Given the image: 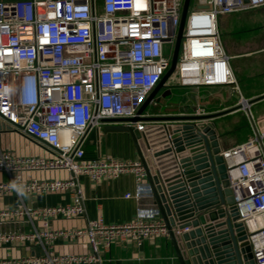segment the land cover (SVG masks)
<instances>
[{"label": "built area", "instance_id": "1", "mask_svg": "<svg viewBox=\"0 0 264 264\" xmlns=\"http://www.w3.org/2000/svg\"><path fill=\"white\" fill-rule=\"evenodd\" d=\"M183 4L184 0H0V122L46 151L23 156L0 148V227L14 228L0 231V264H96L102 251L115 243L139 248L169 238L161 220L142 216L124 224H106L98 217L69 230H49L48 224L84 214L78 177L96 183L129 174L134 191L125 198L150 199L146 173L137 160L87 159L85 143L94 129L112 124L105 120L159 116L138 111L170 67ZM259 8H264V0H194L175 71L165 83L195 90L231 87L239 95L236 108L245 113L252 137L224 148L220 155L254 264H264V129L254 120L250 102L240 95L218 17ZM157 106L154 98L148 107ZM206 114L198 104L189 115ZM122 124L143 133L148 122ZM51 172H65L68 178L32 176ZM13 182L20 191L11 187ZM50 194H70L71 203L31 208L25 202L29 195ZM9 197L12 201L4 203ZM57 239L87 241L90 253L57 255ZM21 247L28 255H5Z\"/></svg>", "mask_w": 264, "mask_h": 264}, {"label": "water", "instance_id": "2", "mask_svg": "<svg viewBox=\"0 0 264 264\" xmlns=\"http://www.w3.org/2000/svg\"><path fill=\"white\" fill-rule=\"evenodd\" d=\"M189 1L184 0L170 67L138 115L175 71ZM227 113L104 121L116 123L106 126L105 132L129 134L136 160L146 173L153 212L168 229L178 264H254L220 155L224 148L213 123ZM140 119L148 122L143 133L122 124ZM11 201L10 197L4 199V203Z\"/></svg>", "mask_w": 264, "mask_h": 264}, {"label": "crops", "instance_id": "3", "mask_svg": "<svg viewBox=\"0 0 264 264\" xmlns=\"http://www.w3.org/2000/svg\"><path fill=\"white\" fill-rule=\"evenodd\" d=\"M247 12L248 11L239 13L248 14ZM239 13L234 14L235 16L232 20V22L235 24L234 27L237 30V32L233 35L238 34L240 31V26L242 28L241 31L245 28L244 23L251 24L250 21H240L238 16L241 14ZM229 15L230 17L231 15L233 16V14ZM219 25L220 21L218 20V28ZM251 40L254 41L253 39ZM225 50H227L226 53L230 57V61L231 59L235 58H251L258 55L261 57V63L264 62V56H261L264 55V41L259 44H252L244 38L240 39L239 41H235L233 39V43L229 44ZM230 66L234 73L240 95L250 102V111L254 120L258 121L260 126H262L264 129V115L255 118L251 110L254 103L264 100V71L260 70L262 67L256 66V68H252V74L247 76V78H244L247 82L243 83L239 81L238 76L240 75H238V71L236 73L231 64ZM254 78L261 80V82H259L260 84L258 83L257 86H254ZM248 82L251 83L249 86ZM174 88L175 87H163L160 89L155 96L158 106L154 108L149 107L148 113H153L159 116L189 115L178 112L179 110H185L189 108L178 107L171 104V101L175 98ZM202 89L204 90L206 88ZM214 89H223L224 92L222 94L227 95L228 93L230 94L231 98L235 97L236 100L234 102L220 100L218 97L220 95L215 98H211L209 101L212 108L206 113L216 114L229 111L227 114H231L235 111L241 110L236 108V105L239 102V95L234 93L231 87H216ZM194 108L195 107L193 106L191 109ZM106 126L112 127L116 126V124L112 123L111 125H102L100 128L94 129L89 134L85 143V158H111L121 161H136L137 155L129 134L114 131L105 132ZM220 140L223 145L221 138ZM230 147L233 146L223 145V148ZM0 148L9 149L23 156L45 155L46 152L39 143L11 132L9 128L1 122ZM37 178L48 180L66 179L68 178V174L65 172H51L47 174H40L37 176ZM77 182L81 191L84 214L78 218H73L70 220H64L60 218L50 220L48 224L49 230L57 231L83 228L88 221L95 220L98 217H100L106 224H124L136 218L137 216L159 219L158 216L153 212L154 207L149 198H144L143 200L139 201L133 198H125L127 193H132L134 191L133 177L129 174L122 175L114 180L104 179L96 183L90 181L86 177H78ZM25 202L27 206L31 208L67 205L71 203V195H29L25 197ZM2 205H0V207ZM38 226L41 227L40 225ZM9 229L13 230L14 228L0 227V231H7ZM53 249L57 255H85L90 253V247L87 241L72 242L63 239H57L54 242ZM5 255H28V252L21 247L15 251L9 250V253L5 252ZM96 264H178V262L175 258L174 250L171 246L169 238H159L155 241H148L139 248L130 243H115L109 248V250L102 251L101 261Z\"/></svg>", "mask_w": 264, "mask_h": 264}, {"label": "rangeland", "instance_id": "4", "mask_svg": "<svg viewBox=\"0 0 264 264\" xmlns=\"http://www.w3.org/2000/svg\"><path fill=\"white\" fill-rule=\"evenodd\" d=\"M194 0H190L189 12L193 9ZM248 14H241L239 17L240 21H250L251 24L244 23L245 28L241 31V26L239 27L238 37L237 35H233L237 32L235 29V24L232 22L233 16L221 15L218 17L220 21L219 25V34L221 38L222 45L224 49L233 43V39L235 41H239L244 38L247 39L249 43L259 44L264 41V9L251 10L247 12ZM236 14V13H235ZM232 18V19H231ZM254 23V24H253ZM243 24V23H242ZM241 37V38H240ZM253 39L254 41H252ZM251 41V42H250ZM227 52V50H225ZM262 57L264 55H261ZM260 56H253L251 58H235L231 59L230 64L234 68V70L238 71L239 81L246 83L247 76L252 74V68L262 67V71H264V62L261 63ZM260 64V66H259ZM171 79V78H170ZM255 79V78H254ZM261 82L260 79L254 80V86H257L258 83ZM253 83V82H252ZM251 83L248 82V86ZM260 84V83H259ZM260 86V85H259ZM175 98L171 101V104L178 107H187L189 109L179 110V113L191 114L194 109H191L193 106L201 105L204 108V111H210L212 108L210 105L209 99L215 98L218 96L220 100H228L230 102H234L236 98H231L230 94H222L224 92L223 89H212L206 88L201 90L195 89H185L180 87L174 88ZM230 93V91H229ZM252 113L255 118L264 115V100L258 101L252 105ZM149 111V107L146 108L145 112ZM215 128L222 139L223 145L227 146H235L241 143L248 141L252 137V131L247 120L245 113L241 110L235 111L231 114H226L220 117H217L213 120ZM40 174H33V177H37Z\"/></svg>", "mask_w": 264, "mask_h": 264}, {"label": "clouds", "instance_id": "5", "mask_svg": "<svg viewBox=\"0 0 264 264\" xmlns=\"http://www.w3.org/2000/svg\"><path fill=\"white\" fill-rule=\"evenodd\" d=\"M11 187L15 188L17 191H20V187L15 182H13Z\"/></svg>", "mask_w": 264, "mask_h": 264}]
</instances>
